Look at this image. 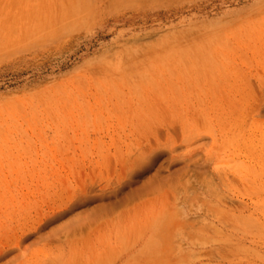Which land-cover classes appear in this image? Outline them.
Masks as SVG:
<instances>
[{
    "label": "rangeland",
    "instance_id": "1",
    "mask_svg": "<svg viewBox=\"0 0 264 264\" xmlns=\"http://www.w3.org/2000/svg\"><path fill=\"white\" fill-rule=\"evenodd\" d=\"M13 254L264 264V0H0Z\"/></svg>",
    "mask_w": 264,
    "mask_h": 264
},
{
    "label": "bare ground",
    "instance_id": "2",
    "mask_svg": "<svg viewBox=\"0 0 264 264\" xmlns=\"http://www.w3.org/2000/svg\"><path fill=\"white\" fill-rule=\"evenodd\" d=\"M12 253V252H11ZM7 257V256H6ZM17 257V255L13 254L10 256V258L5 261L3 264H9L12 260H14ZM9 262V263H8Z\"/></svg>",
    "mask_w": 264,
    "mask_h": 264
}]
</instances>
